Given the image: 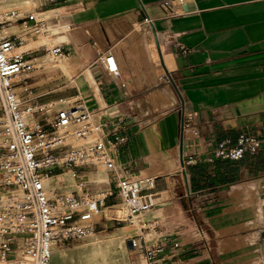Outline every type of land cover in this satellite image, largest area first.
<instances>
[{"label": "crops", "instance_id": "0c3cea01", "mask_svg": "<svg viewBox=\"0 0 264 264\" xmlns=\"http://www.w3.org/2000/svg\"><path fill=\"white\" fill-rule=\"evenodd\" d=\"M8 1L14 5L5 10L45 18L43 36L68 49L62 65L76 72L60 83L59 96L79 98L99 121H111L102 131L125 137L110 149L120 172L151 180L147 236L164 245L155 264H264V144L237 160L211 153L226 137L233 145L239 133L264 136V0L0 4ZM106 49L116 75L100 63ZM180 151L195 156L186 169L190 193L178 171ZM190 209L201 210L200 221L185 214Z\"/></svg>", "mask_w": 264, "mask_h": 264}, {"label": "built area", "instance_id": "2783aa9c", "mask_svg": "<svg viewBox=\"0 0 264 264\" xmlns=\"http://www.w3.org/2000/svg\"><path fill=\"white\" fill-rule=\"evenodd\" d=\"M55 1L44 0L49 5ZM168 4L160 6L164 14L171 13ZM26 19L30 25L24 24ZM12 23L18 31L6 33ZM45 30L46 19L33 17L28 10L0 9V264H49L51 247L67 246L94 233L103 216L95 219L93 213L116 202L126 209L124 219H103L134 225L136 233L126 238L128 246L139 250L146 264H155L164 245L151 242L148 221L141 217L152 207L148 190L153 184L144 176L123 175L110 153L125 137L102 131L111 121H99L79 98L37 100L49 90L32 93L40 85L30 83L47 72L38 57L48 54L56 64L68 55L60 45L27 41L26 35L37 39ZM99 60L107 73H118L108 49ZM259 133H239L233 145L226 137L216 143L212 157L237 160L245 152L254 153L264 144ZM179 163L190 193L186 167L195 163V156L182 155ZM98 166L107 172L108 186L92 194L83 173ZM64 170L75 177V189L68 193L54 180L45 182Z\"/></svg>", "mask_w": 264, "mask_h": 264}, {"label": "rangeland", "instance_id": "374dc122", "mask_svg": "<svg viewBox=\"0 0 264 264\" xmlns=\"http://www.w3.org/2000/svg\"><path fill=\"white\" fill-rule=\"evenodd\" d=\"M27 2H29L28 0H25ZM30 3V2H29ZM13 2L12 1H8V4L2 7L4 8H0L1 10L3 11H6L5 9H7L6 7H11L13 6ZM9 10H11L10 8H8ZM12 10H18V9H12ZM23 10H27V9H23ZM42 18V17H40ZM13 25L12 26H15L14 24L15 23H12ZM19 28V26H17ZM18 28L17 29H9V33H16L18 31ZM27 36V41L29 43H36V41L38 42H43L44 44H46L47 46H50L52 45L53 43L50 41V37L49 36H41V37H38L36 39V37H31L30 34L26 35ZM31 37V39H36V40H29ZM66 51L68 52V49H66ZM38 55H41L42 54V51L38 52L37 53ZM71 54V53H70ZM73 54V53H72ZM68 56V55H67ZM64 58L65 57H62L56 64L55 62L47 55H42L40 57H38V59H42L44 60V63H45V67H46V71L44 74H41V75H38L35 80H33L31 83H30V86L33 84L35 85H41L43 84L44 82H48V81H51L49 83H47L46 85H43L42 87H39V88H36L35 90L32 91V93H38L40 92V90L42 89H49L50 87H52L51 91L44 95V96H41L39 98H37V100H44V99H51V98H57V97H61L59 96L60 95V91H59V87L61 86L60 83H63V82H68L70 79H71V76L76 72V68L74 66H63L62 63L64 61ZM55 64V65H54ZM47 67H49L47 69ZM62 76V77H60ZM55 85H58L57 87ZM64 85V84H63ZM50 90V89H49ZM140 116V114H137ZM136 115V117H137ZM187 169V167H186ZM99 171V172H97ZM65 172V171H64ZM87 173H90V175H87ZM99 173V174H97ZM66 175H70V173H65ZM85 176L83 177L84 179L87 180V185H88V189H89V192H91L92 194L106 186H108L105 182H106V177H107V172H105L103 170V168L100 166L99 167V170H95L94 168L90 167L89 170H85L84 173ZM64 175V174H63ZM62 175V176H63ZM65 175V176H66ZM93 175H99L98 179H97V184H94V183H91V181H93ZM63 178V177H61ZM60 178V179H61ZM68 186H67V189L69 191H72L74 189V182H73V178L70 182H68ZM62 184V183H61ZM64 190L66 192H68V190ZM236 190V188H235ZM235 190L232 191V194H235ZM117 204H121V203H118L116 202ZM114 204V203H113ZM238 205H235V209L237 208ZM152 207H150L151 209ZM201 210L197 211V210H188L185 212V214H187V216H191L194 217V218H197V221H200L201 217H199L198 213H200ZM158 212H161V211H158ZM171 213L173 214L174 213V210H171ZM154 214V212L150 211L148 213H144L141 217L145 220L148 221V219L150 217H152V215ZM125 217V216H123ZM123 217H121L120 219H124ZM123 227H129L128 228V232L126 234V236L124 237V240H122L121 242H118L117 245H116V251L119 253L123 250L126 251V255L128 257V260H129V264H146L145 261H144V258L143 256L140 254L139 250L135 249V253H132L131 251H133L132 248H130L128 246V242L126 241L125 238H128L130 236H132L133 234L136 233V227L134 225L130 226L128 225L127 223L125 222H120L118 224H115L113 221L111 220H104L103 217H101V219L98 221L97 223V226H96V230L95 232H97L96 234L98 235H109V234H113L114 231L118 228H123ZM200 227L205 230L204 228V225H200ZM131 229V230H130ZM130 231V233H129ZM132 231L134 233H132ZM94 232V233H95ZM129 233V235H128ZM131 234V235H130ZM198 236H195L193 237L194 239H197ZM84 239V238H83ZM83 239L81 240H78V241H75V242H72L71 244L67 245L69 247H65V248H73L74 246H78L80 244H83ZM193 239V240H194ZM207 241V244L210 246L213 244V241H210L209 239L206 240ZM135 254H139L138 257H134Z\"/></svg>", "mask_w": 264, "mask_h": 264}, {"label": "bare ground", "instance_id": "6f19581e", "mask_svg": "<svg viewBox=\"0 0 264 264\" xmlns=\"http://www.w3.org/2000/svg\"><path fill=\"white\" fill-rule=\"evenodd\" d=\"M27 5L28 7H30V5H33V4H30L28 2ZM0 8H3L1 4H0ZM144 22L147 23L148 20L144 19ZM8 31H9V26H7L5 29L6 33H9ZM37 42L38 41H36V43ZM156 48H157L158 57L160 59V62L163 66H165L163 52H162L160 44H159V47L156 46ZM46 55L49 56L48 54ZM99 167L100 166H98L96 170H99ZM64 171L58 175L48 177L45 182L48 183L54 180L55 184L61 185L62 190L64 191L67 189V186L69 184L68 182H70L73 178L74 189H75L74 175L71 173L70 170H64ZM178 171H180V168ZM65 173H70V175L68 174L66 175ZM87 175H90V173H87ZM59 181H61L62 184ZM91 183L96 184L95 175H93V181H91ZM64 192L68 193L71 191L68 190V192L66 191ZM118 203H121V202H118ZM125 214H126V209L124 205L122 203L121 204L114 203L111 205L104 206L103 208H98L93 213V216L95 219L99 218L100 216H103L106 219H111L113 217L120 219L121 217L125 216ZM128 228L127 227L118 228L114 231L113 234H109L106 236L98 235L96 234L97 232L90 233L82 240L83 244L74 246L73 248H65V247H69L70 245L61 246V247L53 246L51 247L49 264H129L126 251L123 250L118 253L115 248L118 242H121L122 240H124V237L126 236L128 232ZM132 233L134 232L132 231Z\"/></svg>", "mask_w": 264, "mask_h": 264}, {"label": "water", "instance_id": "95a60500", "mask_svg": "<svg viewBox=\"0 0 264 264\" xmlns=\"http://www.w3.org/2000/svg\"><path fill=\"white\" fill-rule=\"evenodd\" d=\"M182 120H183V118L181 117V122H180L181 128H182ZM180 141H181V137H180ZM181 156H182V154H181V151H180L179 160H181Z\"/></svg>", "mask_w": 264, "mask_h": 264}]
</instances>
